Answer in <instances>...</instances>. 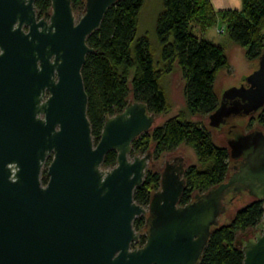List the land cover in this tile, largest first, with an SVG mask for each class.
Returning a JSON list of instances; mask_svg holds the SVG:
<instances>
[{
  "label": "water",
  "instance_id": "1",
  "mask_svg": "<svg viewBox=\"0 0 264 264\" xmlns=\"http://www.w3.org/2000/svg\"><path fill=\"white\" fill-rule=\"evenodd\" d=\"M51 1L50 18L39 19L36 0H0V264H200L226 211L220 198L236 180L184 206V172L164 174L149 210L138 204L154 156L131 159L133 143L157 128V115L130 102L106 119L96 144L82 74L94 52L88 38L119 0H86L79 22L72 0ZM259 60L250 89L224 96L242 98L247 104L235 109L247 115L264 106V54ZM235 109L222 105L211 126ZM111 151L117 166L105 169ZM242 180L264 202V164ZM149 213L147 242L134 248V222ZM236 244L244 264H264V215L255 238Z\"/></svg>",
  "mask_w": 264,
  "mask_h": 264
},
{
  "label": "trees",
  "instance_id": "2",
  "mask_svg": "<svg viewBox=\"0 0 264 264\" xmlns=\"http://www.w3.org/2000/svg\"><path fill=\"white\" fill-rule=\"evenodd\" d=\"M146 0H119L107 13L88 45L94 50L87 56L83 68L86 92L89 97L88 116L96 144L101 140L106 119L124 112L130 103H146L152 114L170 111L162 87L164 76L178 65L185 81L187 112L170 119L164 126L142 135L133 143L132 157L152 152L153 156L172 152L182 144L196 152L201 167H191L186 173L187 189L181 205L194 199L197 191L206 192L222 184L228 174L229 150L217 146L210 132L199 122L188 117H206L219 107L215 91L219 74L229 68L226 49L196 34L226 25L230 39L246 48L249 61H258L264 54V0H243L241 12L217 13L210 0H165L164 10L157 21V38L161 46V60L152 53L151 42L139 35L140 15ZM39 19L50 18L51 0H36ZM74 12L86 9V0H72ZM118 154L111 151L104 168L117 166ZM53 158L47 161L50 166ZM162 175L147 171L144 185L135 192V201L149 207L161 188ZM42 182H49L48 171H43ZM264 202L256 201L238 212L233 223L214 228L200 264H244L245 253L237 242V234L256 227L262 220ZM150 213L137 218L134 228L140 233L137 245L145 246Z\"/></svg>",
  "mask_w": 264,
  "mask_h": 264
},
{
  "label": "rangeland",
  "instance_id": "3",
  "mask_svg": "<svg viewBox=\"0 0 264 264\" xmlns=\"http://www.w3.org/2000/svg\"><path fill=\"white\" fill-rule=\"evenodd\" d=\"M164 3L165 0H146L140 15L139 35L146 36L150 40L152 53L157 62L161 60V46L157 38V21L164 10ZM84 14L85 12L83 10L75 12L77 22L80 21ZM224 27V24L220 23L217 27L209 28L202 33L198 30L199 28L195 26V24L192 25V29L196 34L202 35L205 39L226 49L229 60V68L223 70L215 82V91L220 100L230 89L241 88L243 84H248V81L259 69L261 63L260 60L254 62L249 61L246 56V48L236 45L230 39V36L226 31L220 32L221 30H225ZM162 87L166 94L170 111L157 116L156 127L164 126L170 119L179 116L183 112H187V104L184 95L185 81L182 69L178 65L174 64L173 71L164 76L162 80ZM130 102H133L132 96H130ZM188 118L194 122L201 123L203 127L210 132L211 137L217 146L224 147V145H226L222 136L209 126L207 116H195L193 118ZM235 120L237 121L236 123L241 125L246 131L250 128L258 126L257 119H255L253 126L252 122L246 120L245 117H237ZM145 155L146 154L139 156ZM174 158L182 159L187 169L191 167H201L195 150L190 145L185 143L172 152H167L160 157H153L148 170L162 175L166 162H173ZM131 159H133V157ZM45 170L48 171L47 164L44 167V171ZM160 190L161 188L159 191ZM198 192L200 191L195 193ZM250 203L251 199L248 198L237 202L236 205L228 211L229 213L225 214L221 218L220 225H230L233 223L238 212L247 207ZM147 209L149 210V207H147ZM244 232L245 231L239 232L237 234V238H240ZM137 247L140 248L141 246L137 245Z\"/></svg>",
  "mask_w": 264,
  "mask_h": 264
},
{
  "label": "flooded vegetation",
  "instance_id": "4",
  "mask_svg": "<svg viewBox=\"0 0 264 264\" xmlns=\"http://www.w3.org/2000/svg\"><path fill=\"white\" fill-rule=\"evenodd\" d=\"M242 87L250 89L251 86L243 84ZM236 103H239L242 107L247 104L240 97L233 100H224L223 96L216 111H218V109L221 108L222 105H224L229 110L235 109ZM212 114L207 116L208 124L211 128L216 130L220 136H222L226 144L224 145V147L229 150L230 155V158L227 162L228 174L222 184H227L232 180H236L234 185L231 186L227 191H225V193L220 198L219 204L221 210L223 211L224 208L226 209V211L221 216L222 218L225 214L229 213L228 211L231 210V208H233L237 202L241 200H245L247 198L251 199V203L248 206L257 201L252 195H250V192L242 179L246 176L247 172L250 169L259 168L261 165L264 164V106L259 109V111H257L256 113H252L250 115H247L246 111L243 108H236L235 110L231 111L228 115L226 114L220 119H218V121H216L219 123L218 127L211 126ZM237 117H245L246 120L252 122V126L255 123V119H257L258 126L250 128L248 129V131H246L241 125L236 123L237 121L235 120V118ZM244 142L245 145L238 148V146L243 145ZM187 171L188 169L186 168L185 163H183V160L180 158H174L173 162H166L165 168L162 172V179L164 174L173 176V174L177 175L181 172H184L182 179L186 180ZM219 186H216L206 192L195 193L193 201H196L198 197L210 194L214 189ZM255 234L256 227L248 228L240 238H237L238 244L242 246L245 245L252 238H255Z\"/></svg>",
  "mask_w": 264,
  "mask_h": 264
},
{
  "label": "crops",
  "instance_id": "5",
  "mask_svg": "<svg viewBox=\"0 0 264 264\" xmlns=\"http://www.w3.org/2000/svg\"><path fill=\"white\" fill-rule=\"evenodd\" d=\"M210 1H211V4H212L214 10L217 13H222V12H241L243 10V5H244L243 0H210ZM220 23L224 24L223 21H219L218 25ZM224 26H225L224 27L225 30H221V31L219 30L220 32L226 31V25L224 24Z\"/></svg>",
  "mask_w": 264,
  "mask_h": 264
}]
</instances>
